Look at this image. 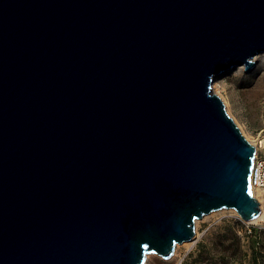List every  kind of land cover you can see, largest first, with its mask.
Here are the masks:
<instances>
[{
	"label": "water",
	"instance_id": "obj_1",
	"mask_svg": "<svg viewBox=\"0 0 264 264\" xmlns=\"http://www.w3.org/2000/svg\"><path fill=\"white\" fill-rule=\"evenodd\" d=\"M264 52V0H0V264H144L261 213L212 88Z\"/></svg>",
	"mask_w": 264,
	"mask_h": 264
},
{
	"label": "rangeland",
	"instance_id": "obj_2",
	"mask_svg": "<svg viewBox=\"0 0 264 264\" xmlns=\"http://www.w3.org/2000/svg\"><path fill=\"white\" fill-rule=\"evenodd\" d=\"M254 60L249 73L236 66L213 80L219 83L214 92L250 142L264 139V60ZM259 196L264 208V194ZM237 215L230 208L205 214L195 220L193 242L177 244L167 259L149 253L144 264H250L253 258L264 264V209L254 221Z\"/></svg>",
	"mask_w": 264,
	"mask_h": 264
},
{
	"label": "built area",
	"instance_id": "obj_3",
	"mask_svg": "<svg viewBox=\"0 0 264 264\" xmlns=\"http://www.w3.org/2000/svg\"><path fill=\"white\" fill-rule=\"evenodd\" d=\"M252 143L255 145V154L250 173V184L252 191L253 188H260L264 194V139H255ZM237 217L241 219L239 215ZM179 264H181V259L179 260Z\"/></svg>",
	"mask_w": 264,
	"mask_h": 264
},
{
	"label": "bare ground",
	"instance_id": "obj_4",
	"mask_svg": "<svg viewBox=\"0 0 264 264\" xmlns=\"http://www.w3.org/2000/svg\"><path fill=\"white\" fill-rule=\"evenodd\" d=\"M254 59H256L257 61H262L264 60V52H261V53H258L256 54L254 57ZM240 69L243 68V65H240L239 66ZM219 83L218 82H215L212 84V88L214 90V88L216 89V86L218 85ZM253 192L255 194V196L257 197V199L260 201V206H261V213L254 219H251L249 221H254V220H257L258 218H260L262 216V213H263V204H262V198L259 196V194H262L263 193V190L260 189V188H253ZM257 192V193H256ZM231 210H235L234 208H230ZM196 236H193L192 239H190L189 241H184V243H190V242H193L194 239H195Z\"/></svg>",
	"mask_w": 264,
	"mask_h": 264
},
{
	"label": "trees",
	"instance_id": "obj_5",
	"mask_svg": "<svg viewBox=\"0 0 264 264\" xmlns=\"http://www.w3.org/2000/svg\"><path fill=\"white\" fill-rule=\"evenodd\" d=\"M250 264H257V263L255 262V259H254V258L252 259V261H251Z\"/></svg>",
	"mask_w": 264,
	"mask_h": 264
}]
</instances>
